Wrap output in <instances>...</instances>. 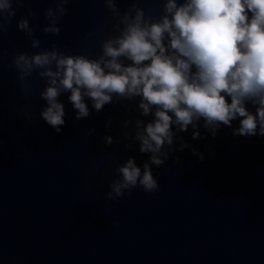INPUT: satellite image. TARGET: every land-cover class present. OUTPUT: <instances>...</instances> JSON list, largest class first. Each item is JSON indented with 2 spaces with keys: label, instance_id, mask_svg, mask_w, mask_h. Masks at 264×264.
<instances>
[{
  "label": "water",
  "instance_id": "95a60500",
  "mask_svg": "<svg viewBox=\"0 0 264 264\" xmlns=\"http://www.w3.org/2000/svg\"><path fill=\"white\" fill-rule=\"evenodd\" d=\"M130 5L118 3L122 12ZM137 6L159 16L162 0ZM14 7L16 16L0 33V264H264V136L233 135L238 120L232 128L221 125L215 137L201 127L203 138L193 140L189 129L180 135L202 160L188 148L176 151L164 166H153L156 192L137 187L107 200L115 166L129 156L139 166L148 156L131 139L125 148L106 146L104 137L116 141L126 119L150 117H140L137 99L96 112L86 98L91 115L76 120L65 93L59 98L65 124L57 134L40 118L43 80L29 77L25 95L11 61L53 43L66 54L95 57L112 32L111 13L102 0H70L53 36L42 31L53 0ZM29 9L39 49L17 29Z\"/></svg>",
  "mask_w": 264,
  "mask_h": 264
},
{
  "label": "clouds",
  "instance_id": "9594fccd",
  "mask_svg": "<svg viewBox=\"0 0 264 264\" xmlns=\"http://www.w3.org/2000/svg\"><path fill=\"white\" fill-rule=\"evenodd\" d=\"M53 2L55 7L44 10L47 23L42 31L59 36V21L70 0ZM102 2L114 22L99 55L66 54L53 43L50 49L14 55L11 66L25 95L31 91L29 77L35 73L43 80L39 96L46 107L40 118L57 134L65 124V107L59 100L65 93L76 120L91 115L86 98L96 112L114 102L137 99L140 117H150L126 119L116 141L104 137L106 146L115 142L125 148L132 147L131 139L139 153L148 156L139 166L134 156L115 166L118 176L109 184L107 200L137 187L156 192L153 166H164L176 151L188 148L202 160L203 154L180 135L189 129L193 140L203 138L201 127L215 137L221 125L232 128L238 120L233 135L264 136V0H162L159 16L146 14L137 6L139 0H131L123 12L119 0ZM18 3L21 0H0V33L16 16ZM32 16L29 9L17 21V29L31 39L32 49H39L36 26L28 19ZM94 133L89 129L87 134Z\"/></svg>",
  "mask_w": 264,
  "mask_h": 264
}]
</instances>
